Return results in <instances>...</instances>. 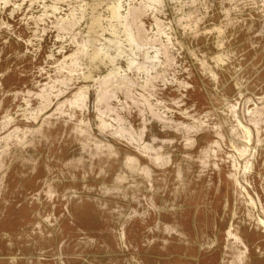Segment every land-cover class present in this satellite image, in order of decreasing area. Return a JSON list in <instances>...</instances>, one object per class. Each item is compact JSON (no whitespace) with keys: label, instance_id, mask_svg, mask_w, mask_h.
Instances as JSON below:
<instances>
[{"label":"rangeland","instance_id":"1","mask_svg":"<svg viewBox=\"0 0 264 264\" xmlns=\"http://www.w3.org/2000/svg\"><path fill=\"white\" fill-rule=\"evenodd\" d=\"M0 264H264V0H0Z\"/></svg>","mask_w":264,"mask_h":264}]
</instances>
